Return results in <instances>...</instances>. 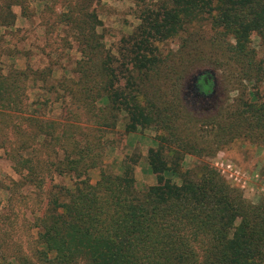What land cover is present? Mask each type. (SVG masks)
Here are the masks:
<instances>
[{"label":"trees","instance_id":"1","mask_svg":"<svg viewBox=\"0 0 264 264\" xmlns=\"http://www.w3.org/2000/svg\"><path fill=\"white\" fill-rule=\"evenodd\" d=\"M30 1L0 0V28L15 27L14 7L21 8L24 18L34 16ZM35 1L45 4L42 15L52 11L49 4H61L59 22L73 34L67 46L73 40L82 54L77 81L64 80L61 85L73 99L70 121L61 127L50 122L44 129L43 122L28 118L29 69L10 66L0 72L2 128H8L11 113L22 114V123L13 126L22 140L11 155L17 170L27 172V184L39 187L50 174L74 180L72 189L61 187L52 193L37 225L42 246L37 264H264V202H248L208 164L184 168L187 154L220 149L217 141L215 146L198 147L199 140L209 138L208 128L219 132L217 136L226 143L254 136L264 141V106L255 98L256 88L264 82V0H170L158 9H148L124 52L130 55L135 72L123 64L128 79L120 91L115 59L105 50L97 31L99 14L92 8L101 0ZM205 18H211L213 40L222 41L215 53L220 68L227 70L235 63L241 80L252 85L245 87L239 104H229L211 119L197 117L180 96L164 100L147 90L151 74H158L162 61L156 44ZM252 34L261 40V54L252 46ZM199 83L204 88L197 90L199 99H206L212 88ZM119 112L128 118L127 132L146 124L166 132L147 155L155 185L138 187L135 158L125 162L122 174L104 170L102 128L114 127ZM82 116L90 120L88 134L81 129ZM28 123L36 127V137L43 138L58 161L42 159L34 164L21 154L28 152L32 140L23 125ZM0 140L1 148L5 140ZM95 169L101 175L92 183L89 173Z\"/></svg>","mask_w":264,"mask_h":264},{"label":"rangeland","instance_id":"2","mask_svg":"<svg viewBox=\"0 0 264 264\" xmlns=\"http://www.w3.org/2000/svg\"><path fill=\"white\" fill-rule=\"evenodd\" d=\"M30 2L35 10L34 16L24 18L21 8L14 7L13 12L17 15L15 27L0 28V72H7L10 66L23 71L29 69L32 73L28 118L43 122L44 127L50 122L65 126L70 121L73 99L61 85L64 80L70 83L77 81L82 54L73 40L67 46L66 40L73 34L59 22L61 4H49L53 12L42 15L40 11L45 4L35 0ZM169 2L101 0L98 7L92 4L101 22L97 28L98 34L103 38L105 50L114 57L117 75L122 82L116 88L118 91L126 86L128 79L123 64H128L130 71L135 72L130 55L124 54L130 47V37L141 25L148 9H158ZM213 37L211 18H205L194 25H186L173 38L158 42L156 45L162 61L158 74L150 76L148 93L164 100L180 96L188 109L202 119L217 118L229 104H239L245 87L251 88L252 85L241 80L240 67L235 63H230L227 70L220 68L221 62L215 53L222 41H214ZM251 39L253 48L261 54V40L257 34H252ZM204 71L212 76V92L206 99H199L193 81L195 76ZM256 90V101L264 106V82ZM110 92L113 90L110 89ZM8 121L6 129L0 124V139L5 140L4 146L0 148V264H37L38 253L42 250L37 225L46 214L52 193L61 187L72 189L74 180L69 175L50 174L41 187L36 186L37 183L27 184V172L17 170L18 163L11 156L22 145V140L13 128L14 123H22V114L11 113ZM79 121L82 131L88 134L92 128L88 117L82 116ZM127 122L126 114L119 112L114 127L102 128L106 146L104 170L122 174L125 162L135 158L138 161L135 168L138 187L155 185L157 178L149 169L147 155L151 148L158 146L166 132L152 124H146L136 132H127ZM23 125L30 130L32 140L29 141L28 152L21 154L28 155L34 164L42 159L58 161V156L54 158L53 153L46 149L43 138L36 137V127L31 126V123ZM207 131L209 138L199 140L198 147L215 146L217 141L220 149L201 155L187 154L184 168H194L197 163L208 164L228 184L239 189L248 202H264V141L254 136L226 143V139L217 136L219 132L215 129L208 128ZM89 175L92 183H96L101 170H92ZM167 176L171 177L170 174ZM176 182L181 183L179 180Z\"/></svg>","mask_w":264,"mask_h":264},{"label":"flooded vegetation","instance_id":"3","mask_svg":"<svg viewBox=\"0 0 264 264\" xmlns=\"http://www.w3.org/2000/svg\"><path fill=\"white\" fill-rule=\"evenodd\" d=\"M211 79H212L211 74H203L198 80H194V81H193V82H194L193 85H194L196 91H197V90H202V89H203V91H204L203 86L199 83L200 81H203L205 85H208L209 87L212 88V85L210 84ZM210 95H211V94H210ZM210 95H209V96H210ZM203 96H205V95L203 94ZM206 96H207V95H206Z\"/></svg>","mask_w":264,"mask_h":264},{"label":"water","instance_id":"4","mask_svg":"<svg viewBox=\"0 0 264 264\" xmlns=\"http://www.w3.org/2000/svg\"><path fill=\"white\" fill-rule=\"evenodd\" d=\"M209 73L208 71L200 72L197 76L194 77V80H198L203 74Z\"/></svg>","mask_w":264,"mask_h":264}]
</instances>
